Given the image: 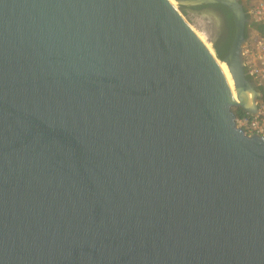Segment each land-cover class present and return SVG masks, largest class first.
<instances>
[{
  "label": "water",
  "instance_id": "water-1",
  "mask_svg": "<svg viewBox=\"0 0 264 264\" xmlns=\"http://www.w3.org/2000/svg\"><path fill=\"white\" fill-rule=\"evenodd\" d=\"M177 1L232 12L239 101L170 0H0V264H264L251 19Z\"/></svg>",
  "mask_w": 264,
  "mask_h": 264
},
{
  "label": "built area",
  "instance_id": "built-area-1",
  "mask_svg": "<svg viewBox=\"0 0 264 264\" xmlns=\"http://www.w3.org/2000/svg\"><path fill=\"white\" fill-rule=\"evenodd\" d=\"M247 13L251 22L249 37L243 45L244 65L248 75L256 81L260 97L256 101L255 114L236 116V124L249 135L264 136V0H249Z\"/></svg>",
  "mask_w": 264,
  "mask_h": 264
},
{
  "label": "trees",
  "instance_id": "trees-1",
  "mask_svg": "<svg viewBox=\"0 0 264 264\" xmlns=\"http://www.w3.org/2000/svg\"><path fill=\"white\" fill-rule=\"evenodd\" d=\"M249 2V1H248ZM205 7H216V8H221L224 12V25L226 27V37L224 39V42L222 45H217L214 43V47L216 50V54L219 59H224L226 55L228 54L231 45L234 41L235 33H236V26H235V20L233 17L232 12L223 4L216 3V4H204V5H183L180 4V9L181 11L185 14L188 15L191 12H199L200 9L205 8ZM246 11L248 10L247 7ZM248 12V11H247ZM250 17V15L248 14ZM256 24L254 22L249 23V27H253ZM249 27L246 29V38L249 37ZM248 78L252 79L250 76ZM234 111L236 113V116H244L247 115L248 112H246L242 107H234Z\"/></svg>",
  "mask_w": 264,
  "mask_h": 264
},
{
  "label": "rangeland",
  "instance_id": "rangeland-1",
  "mask_svg": "<svg viewBox=\"0 0 264 264\" xmlns=\"http://www.w3.org/2000/svg\"><path fill=\"white\" fill-rule=\"evenodd\" d=\"M176 7L180 9V4L176 3ZM183 15L191 24V26L194 28L196 33L202 39H204L206 43H209L212 49L214 50V52L216 53L214 47V38L217 36L218 25L215 19L210 14H206L202 12H191L188 15H185L183 13Z\"/></svg>",
  "mask_w": 264,
  "mask_h": 264
},
{
  "label": "flooded vegetation",
  "instance_id": "flooded-vegetation-1",
  "mask_svg": "<svg viewBox=\"0 0 264 264\" xmlns=\"http://www.w3.org/2000/svg\"><path fill=\"white\" fill-rule=\"evenodd\" d=\"M244 2L245 7H248L249 0H241ZM204 5V4H202ZM199 12L210 14L216 21L218 25L217 36L214 38V43L217 45H222L226 37V27L224 25V12L221 8L216 7H205L199 10Z\"/></svg>",
  "mask_w": 264,
  "mask_h": 264
},
{
  "label": "bare ground",
  "instance_id": "bare-ground-1",
  "mask_svg": "<svg viewBox=\"0 0 264 264\" xmlns=\"http://www.w3.org/2000/svg\"><path fill=\"white\" fill-rule=\"evenodd\" d=\"M171 3L176 7V3H178L177 0H170ZM178 8V7H177ZM191 25V24H190ZM192 27V26H191ZM192 29L194 30V28L192 27ZM195 31V30H194ZM196 32V31H195ZM197 34V33H196ZM198 35V34H197ZM199 36V35H198ZM199 38L204 42V44L207 46V48L211 51V53L216 57L221 69L223 70L226 78L228 79V82L233 90V94H234V99L235 100H240V96L238 94V92H236V89H235V85H234V79L232 77V74L230 72V69L228 67V65L225 63V62H222L216 55V53L214 52V50L212 49L211 45L209 43H206L204 41V39H202L200 36ZM252 95L249 94V103L252 102V99H251Z\"/></svg>",
  "mask_w": 264,
  "mask_h": 264
}]
</instances>
